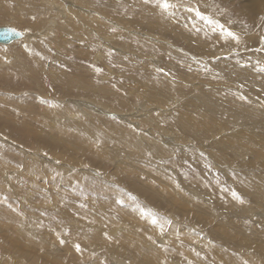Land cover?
<instances>
[{
	"label": "rangeland",
	"instance_id": "rangeland-1",
	"mask_svg": "<svg viewBox=\"0 0 264 264\" xmlns=\"http://www.w3.org/2000/svg\"><path fill=\"white\" fill-rule=\"evenodd\" d=\"M168 2L0 0V264H264V9Z\"/></svg>",
	"mask_w": 264,
	"mask_h": 264
},
{
	"label": "bare ground",
	"instance_id": "bare-ground-1",
	"mask_svg": "<svg viewBox=\"0 0 264 264\" xmlns=\"http://www.w3.org/2000/svg\"><path fill=\"white\" fill-rule=\"evenodd\" d=\"M247 2H248V5H246V7H245V9L246 10H248V12H249V14H247L248 16L250 15V16H253L254 14H253V12H251V11H254V12H256L257 14L259 13V12H261V11H263V9H264V0H247ZM69 6V5H68ZM254 8H257L258 10H253ZM9 10V9H8ZM0 27H12V26H0ZM13 28H14V26H13ZM15 29L18 31V32H22V31H20L17 27H15ZM95 30V29H94ZM23 33V32H22ZM25 33H23V35H21V36H18L17 38H15V39H13L11 42H9V43H2V42H0V44H3V45H7V46H10V45H12L13 43H15L16 41H24V40H30V39H32L31 38V35H26ZM26 42V41H25ZM2 45V46H3ZM6 46V47H7ZM172 46V45H171ZM200 48V47H199ZM201 49V48H200ZM204 50V49H203ZM204 52V51H203ZM202 51H201V53H203ZM260 59H264V55L260 58ZM258 61H260L259 59H258ZM264 60H262V62H263ZM257 62V61H256ZM264 63V62H263ZM239 65V64H238ZM235 69H237V68H235ZM234 73L236 74V76H238L237 74H238V69L237 70H234ZM247 73V72H246ZM243 74V73H242ZM235 76V75H234ZM261 77H263V74H261L260 75ZM243 77H245V76H243ZM247 77H248V75H247ZM254 77V76H253ZM252 77V78H253ZM256 77V76H255ZM241 79H243V78H241ZM257 80V79H256ZM257 81H260V80H257ZM157 94V93H156ZM155 95V94H154ZM164 97V96H163ZM42 112V111H41ZM44 113V112H43ZM147 113V112H146ZM145 113V114H146ZM41 114V113H40ZM42 115V114H41ZM49 115V114H48ZM42 118V117H41ZM47 117H45V120H47L46 119ZM131 118V117H130ZM10 120V119H9ZM31 120H33V119H31ZM88 135V134H87ZM264 135V134H263ZM262 137V136H261ZM235 139V138H234ZM262 140H263V138H262ZM264 141V140H263ZM261 142V141H260ZM257 143H258V141H257ZM244 144V143H243ZM239 145V144H238ZM246 147V146H245ZM244 147V148H245ZM238 148V147H237ZM239 148H241L242 149V146L240 145V147ZM246 148H248V147H246ZM256 149V148H255ZM254 150V148L252 149V151ZM262 152H264L263 150H262ZM262 152H261V154H262ZM257 155V154H256ZM260 158H262V155L260 156ZM259 158V159H260ZM48 162V161H47ZM66 165V164H65ZM66 167V166H65ZM65 167H63V168H65ZM71 167V166H70ZM68 168V167H67ZM66 168V169H67ZM70 169V168H69ZM68 171V170H67ZM254 179H253V182H254V187H255V189H256V193L257 192H260V196L258 197V201L260 202V204L261 205H263L264 204V174L263 173H260V174H258V175H255L254 177H253ZM154 179V178H153ZM252 193V192H251ZM257 202V201H256ZM258 202V203H259ZM244 207V206H243ZM247 208V207H246ZM245 208V209H246ZM248 208H249V206H248ZM244 209V208H243ZM247 210V209H246ZM251 211V210H250ZM246 212V211H245ZM97 221V220H96ZM264 236V235H263ZM264 238V237H263ZM251 239V238H250ZM244 240V239H243ZM242 241V240H241ZM245 241V240H244ZM263 241V240H262ZM261 243V245L263 246V244H262V242H260ZM260 243H257L258 245H260ZM255 246V245H254ZM261 252V251H260ZM262 254H263V252H261ZM260 254V253H259ZM262 256V255H261ZM264 257V256H263ZM227 260V259H226ZM264 263V262H263Z\"/></svg>",
	"mask_w": 264,
	"mask_h": 264
},
{
	"label": "snow or ice",
	"instance_id": "snow-or-ice-1",
	"mask_svg": "<svg viewBox=\"0 0 264 264\" xmlns=\"http://www.w3.org/2000/svg\"><path fill=\"white\" fill-rule=\"evenodd\" d=\"M160 2H161V7H163L164 9H167V8L172 6V5L169 4L168 0H160ZM196 14H197V16L201 15L198 11H197ZM21 35H23V33L22 32H18L15 29H8L6 32L3 33V36H4L5 39L10 38L11 36H21ZM227 35L232 36L234 39L238 40V38L235 37V35L233 33H231V32H228ZM262 39H264V38H262ZM233 197L239 199L238 195L235 192H233ZM152 222L155 224L156 220L153 219ZM61 243H63V241H61ZM76 248H77V250H79V245H77Z\"/></svg>",
	"mask_w": 264,
	"mask_h": 264
},
{
	"label": "water",
	"instance_id": "water-1",
	"mask_svg": "<svg viewBox=\"0 0 264 264\" xmlns=\"http://www.w3.org/2000/svg\"><path fill=\"white\" fill-rule=\"evenodd\" d=\"M8 29H15V28H13V27H0V42H2V43H9L13 39H15V38L18 37V36H11L10 38L5 39L4 36H3V33L6 32Z\"/></svg>",
	"mask_w": 264,
	"mask_h": 264
}]
</instances>
